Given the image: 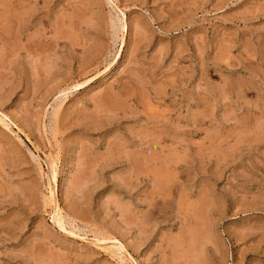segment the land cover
<instances>
[{"label":"rangeland","instance_id":"374dc122","mask_svg":"<svg viewBox=\"0 0 264 264\" xmlns=\"http://www.w3.org/2000/svg\"><path fill=\"white\" fill-rule=\"evenodd\" d=\"M0 117V264H264V0H0Z\"/></svg>","mask_w":264,"mask_h":264},{"label":"bare ground","instance_id":"6f19581e","mask_svg":"<svg viewBox=\"0 0 264 264\" xmlns=\"http://www.w3.org/2000/svg\"><path fill=\"white\" fill-rule=\"evenodd\" d=\"M126 26H127V24L125 23V24H124V30H126ZM19 37H20V36H19ZM17 42H18V41H17ZM41 43H42V42H41ZM42 49H43V48H42ZM123 107H124V106H123ZM3 116H4V115H3ZM3 116H2V117H3ZM2 117H0V118H2ZM3 118H4V117H3ZM1 120L4 121V119H1ZM1 122H2V121H1ZM2 123H4V122H2ZM119 156H120V155H119ZM86 165H87V164H86ZM135 173H136V172H135ZM55 179H56V178H55ZM52 203H53V202H52ZM191 206H192V205H191ZM61 211H62L61 208L58 207L57 210H56V212H55V213H56V217H55L54 219L57 218L56 220H57V222L59 223V225L62 226V227H64V226H63V222H64V221H63V215H62V212H61ZM53 213H54V212H53ZM56 220H55V221H56ZM57 222H56V223H57ZM59 225H58V226H59ZM205 231H206V230H205ZM189 239H190V238H189ZM105 242H106V241H105ZM120 246H121V245H120ZM114 247H115V246H114ZM116 247H117V246H116ZM118 248H119V247H118ZM121 249H122V248H119V250H121ZM124 249H125V248H123L122 250H124ZM117 250H118V249H117ZM193 253H194V252H193ZM119 254H120V253H119ZM187 254H188V253H187Z\"/></svg>","mask_w":264,"mask_h":264}]
</instances>
